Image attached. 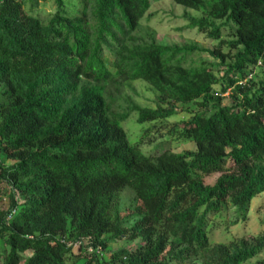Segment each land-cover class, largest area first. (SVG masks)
Here are the masks:
<instances>
[{"label":"trees","instance_id":"obj_1","mask_svg":"<svg viewBox=\"0 0 264 264\" xmlns=\"http://www.w3.org/2000/svg\"><path fill=\"white\" fill-rule=\"evenodd\" d=\"M25 1L0 0V183L11 188L0 264H264V227L208 235L210 215L229 207L244 221L264 192V73H253L264 68V0H172L199 13L189 27L219 39L205 49L157 41L142 20L159 0H54L44 17ZM135 80L156 92L155 107L124 95ZM183 110L168 132L193 150L145 154L120 125L132 111L164 124Z\"/></svg>","mask_w":264,"mask_h":264},{"label":"rangeland","instance_id":"obj_2","mask_svg":"<svg viewBox=\"0 0 264 264\" xmlns=\"http://www.w3.org/2000/svg\"><path fill=\"white\" fill-rule=\"evenodd\" d=\"M25 9L33 15L46 16L56 9L54 0H39L36 4L26 0L24 4ZM149 18H144L142 24L144 27H149L158 42L167 44H194L199 48H211L216 45L219 39H212L204 32H200L196 27L188 26L189 21L186 16H198L199 13L193 9L185 8L174 3L172 0H159L152 3ZM222 20H216V23H221ZM231 24H223L221 27L220 39H229L231 33ZM226 48L223 47V50ZM105 61L108 67L114 70L111 63L112 57L108 51H105ZM207 56L204 51L195 56V58ZM194 57V56H193ZM256 79H260L261 74L264 73V68L258 66L254 70ZM124 95L130 98L133 102L141 106H156V92L150 85L143 80H135L131 82ZM223 104H230L231 99L228 94L223 95ZM182 106H195L194 102L181 103ZM188 111L183 110L178 113L169 115L164 124L160 121H137V112L132 111L129 116L120 122V125L125 130L130 142H138L139 148L145 154L155 155L163 150H171L173 152H181L184 150L195 149V143L189 139H185L179 135V130L168 132L170 124L178 122V129L182 126V120L187 119ZM220 175L219 172L212 173L204 177V183L213 184L216 178ZM11 188L4 182L0 183V209L5 208L6 201L3 197H8ZM121 194L122 215L132 206L131 198L133 191L129 187H125ZM235 213L232 208H227L218 214L209 216L208 235L212 243L227 242L232 239H237L243 235H255L263 230L264 220V192L252 198L250 203V210L248 216L244 221H235ZM135 241H120L113 244V247L122 245H133ZM262 258L258 255L251 259L250 262H255ZM81 263V259L78 261ZM249 264V263H245Z\"/></svg>","mask_w":264,"mask_h":264},{"label":"built area","instance_id":"obj_3","mask_svg":"<svg viewBox=\"0 0 264 264\" xmlns=\"http://www.w3.org/2000/svg\"><path fill=\"white\" fill-rule=\"evenodd\" d=\"M252 73H250L245 79L244 81H239V83H244L247 79H250L252 77ZM4 200H7V198L4 196L3 197ZM15 212V209H11V211L8 213L7 215V219H9L11 217V215ZM88 250L91 251L92 248L91 247H88Z\"/></svg>","mask_w":264,"mask_h":264}]
</instances>
